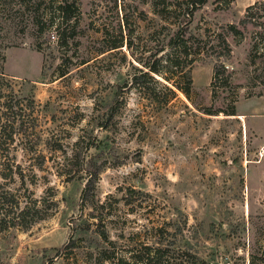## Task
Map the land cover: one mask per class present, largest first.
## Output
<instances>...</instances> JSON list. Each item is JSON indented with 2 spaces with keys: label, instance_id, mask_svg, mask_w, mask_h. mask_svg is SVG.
<instances>
[{
  "label": "rangeland",
  "instance_id": "1",
  "mask_svg": "<svg viewBox=\"0 0 264 264\" xmlns=\"http://www.w3.org/2000/svg\"><path fill=\"white\" fill-rule=\"evenodd\" d=\"M175 1L68 0L64 21L56 2L0 0L18 101L0 158V264H118L157 227L180 264H264V0L194 10L188 94L158 74L132 79L158 59L182 81L167 64ZM256 1L263 25H243ZM88 160L99 172L83 200Z\"/></svg>",
  "mask_w": 264,
  "mask_h": 264
},
{
  "label": "trees",
  "instance_id": "2",
  "mask_svg": "<svg viewBox=\"0 0 264 264\" xmlns=\"http://www.w3.org/2000/svg\"><path fill=\"white\" fill-rule=\"evenodd\" d=\"M48 2H56V7L58 10H60L62 14V19L64 21H67L71 18L70 14V8L71 3L68 2V0H48ZM206 0H193L192 2H188L187 0H176L174 4H172V8H170L169 12L171 11H178L180 15H182V19L180 20V25L176 27L172 35L169 39V47L171 49V52L167 55V64L170 65L169 70L173 74L176 73L177 76H179L182 81H178L174 79V77H171L170 75H167L165 71H162L159 67H157L156 63H159V60L156 59V62H152L150 64L145 65L147 70L140 69L139 74H134L132 79L136 80L143 76L148 75V73H154L161 75L165 80H167L169 83H171L175 88L182 91L185 94H188L190 90V85L192 83V78L190 75V70L184 69L185 63H191L194 59V57L189 51V48L192 47V42L190 40V37H185V34L187 32V28L190 22V16L193 14L194 10L204 4ZM73 4V3H72ZM259 3L256 1L254 4L249 5L245 9V16L242 19L241 23L244 25L248 20V22H253L254 24L263 25V21H253L254 13L253 9L258 6ZM168 10V9H166ZM172 12V13H173ZM255 20V19H254ZM56 28H59L57 25ZM229 29L233 34H239L240 37L242 36V32L239 31L235 25L230 24ZM242 38V37H241ZM119 42V43H118ZM121 46V41H114L113 43H110L109 49H114ZM130 47V45H128ZM5 62V54H4V48L3 46H0V158L1 156L6 153V151L10 147V141L12 140V136L9 133L7 129V119L6 114L7 111L10 110L16 102V95L13 92V89L11 87V83L9 79L6 77V75L3 72V64ZM223 69L215 66L214 72H213V80L211 82L212 85V91L214 90V83L218 79V77L223 73ZM168 89L175 94L174 90L170 87ZM13 102V103H12ZM16 102V103H15ZM221 111V110H220ZM222 112H224L227 115H234L235 109L234 105H231L230 108L224 109ZM209 114H213L210 111L207 112ZM82 164L84 171L86 173H89L90 177H86L84 187L81 191V198L84 200L87 198L89 192L92 190L93 184L96 180V177L99 172V167H95L94 164H91L90 160L83 161ZM22 177V176H21ZM5 192L2 189V183H0V232L3 229L1 223L5 218L4 213V206L6 203L5 199ZM99 223L101 222L100 219ZM90 224L86 223V225L83 227V230H89ZM165 228L157 227L156 228V234L153 236L152 242L149 244L148 241L143 242L140 244L139 249H131L128 256H121L117 257L118 264H180V261L178 260L179 257L177 256V253H175V250L170 245H168L169 241L165 243V239H163L161 236V233ZM101 238L104 240H108L106 234H102ZM101 260H113L115 255H101ZM97 263H101V261H97Z\"/></svg>",
  "mask_w": 264,
  "mask_h": 264
}]
</instances>
